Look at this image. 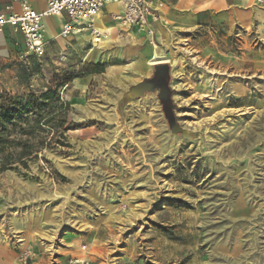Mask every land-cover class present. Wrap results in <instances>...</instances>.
I'll list each match as a JSON object with an SVG mask.
<instances>
[{"label":"rangeland","instance_id":"rangeland-1","mask_svg":"<svg viewBox=\"0 0 264 264\" xmlns=\"http://www.w3.org/2000/svg\"><path fill=\"white\" fill-rule=\"evenodd\" d=\"M241 32L162 46L177 133L105 50L0 62V264H264V52Z\"/></svg>","mask_w":264,"mask_h":264},{"label":"crops","instance_id":"crops-1","mask_svg":"<svg viewBox=\"0 0 264 264\" xmlns=\"http://www.w3.org/2000/svg\"><path fill=\"white\" fill-rule=\"evenodd\" d=\"M22 1L0 0V14H6L9 10L19 12ZM26 1L34 10L43 11L48 0ZM156 2L160 4L157 21L151 22L147 27L123 29L120 36L117 34L119 25L112 20L111 14L121 13L122 7L117 2L107 1L96 16V26L101 33L104 32L101 38L105 42L96 48L90 44L88 32L72 33L66 36L60 34L62 24L67 20L64 13L44 17L45 52L51 57H75L80 58V61L86 56H93V59L88 61L91 62L90 64L97 65L99 60L96 59L97 57L94 58V50H105L109 56L115 55L116 62L110 63L109 66L116 68V71L120 69L123 77H127L125 80L134 81L135 84L152 75L154 64L170 63L168 53L162 49V46L170 44L172 39L175 40L176 34L187 38L195 31L221 33L223 39L221 51L223 55H229L233 46L226 41L227 36L235 34L236 31H242V35L252 34L258 38L263 43L264 52V0L263 2L260 0H156ZM148 29L153 33L150 34ZM193 38L189 37V45L199 42V39ZM152 40L157 41V47H161V51L151 45ZM240 43V47L247 46L245 41ZM25 49V40L21 32L14 30L9 24L0 27L1 63L13 60ZM153 57L158 59L150 63ZM256 64L261 65V62ZM235 86L236 90L242 87V85Z\"/></svg>","mask_w":264,"mask_h":264},{"label":"built area","instance_id":"built-area-1","mask_svg":"<svg viewBox=\"0 0 264 264\" xmlns=\"http://www.w3.org/2000/svg\"><path fill=\"white\" fill-rule=\"evenodd\" d=\"M107 1L117 2L122 7L121 13L111 14L112 20L119 25L117 33L120 36L123 29L147 27L158 20L160 4L156 0H48L43 11L34 10L23 0L19 12L9 10L6 14H0V27L9 24L23 34L26 49L19 56H41L45 53L44 17L64 13L67 20L61 26V35L88 32L93 41L94 38L101 37L96 26V16ZM148 32L153 33L150 29Z\"/></svg>","mask_w":264,"mask_h":264},{"label":"water","instance_id":"water-1","mask_svg":"<svg viewBox=\"0 0 264 264\" xmlns=\"http://www.w3.org/2000/svg\"><path fill=\"white\" fill-rule=\"evenodd\" d=\"M171 67L168 62H159L153 65L152 75L136 83L131 87L138 93L135 97L143 96L145 92H155L156 99L160 105L161 112L171 132H182L176 122L174 114V103L172 99L173 90L170 86Z\"/></svg>","mask_w":264,"mask_h":264},{"label":"trees","instance_id":"trees-1","mask_svg":"<svg viewBox=\"0 0 264 264\" xmlns=\"http://www.w3.org/2000/svg\"><path fill=\"white\" fill-rule=\"evenodd\" d=\"M4 112V111H3ZM7 132V125H0V152L4 151L5 145L7 143V139L4 138V133ZM27 146H24L23 151L19 153V158L23 155H26L27 152ZM11 157L4 156V158L0 159V172L5 170L9 164H11L10 161Z\"/></svg>","mask_w":264,"mask_h":264},{"label":"bare ground","instance_id":"bare-ground-1","mask_svg":"<svg viewBox=\"0 0 264 264\" xmlns=\"http://www.w3.org/2000/svg\"><path fill=\"white\" fill-rule=\"evenodd\" d=\"M108 30V29H107ZM99 31H100V29H99ZM100 33H101V31H100ZM102 33H104V32H102ZM101 33V34H102ZM118 34V33H117ZM104 38V37H103ZM123 41V40H122ZM130 41V40H129ZM93 47L94 48H96V47H100L101 46V44H103L105 41H103V39L101 38V37H97V38H94L93 39ZM123 43V42H122ZM121 43V44H122ZM132 43V42H131ZM93 49V48H92ZM158 58H156V57H153L151 60H150V63H154L156 60H157ZM165 60H168V58H165ZM122 86V89L123 88H125V87H127L125 84H122L121 85ZM120 87V86H119ZM131 91V95L134 97V96H136L137 95V91L135 90V89H131L130 90ZM154 103L156 102V100L154 99V98H152L151 99ZM137 107V106H136ZM139 108L137 107V108H134V109H131L133 112L132 113H135V112H137V110H138ZM131 112V111H130ZM131 113V114H132ZM184 126V125H183ZM184 128H185V126H184ZM245 140H246V138H245ZM248 140V139H247ZM242 143V142H241ZM238 144V143H237ZM245 145V143L243 144V146ZM238 147V146H237ZM239 147H240V145H239ZM241 148V147H240ZM239 148V149H240ZM36 198V197H35ZM42 198V197H41ZM31 199H33V198H31Z\"/></svg>","mask_w":264,"mask_h":264}]
</instances>
